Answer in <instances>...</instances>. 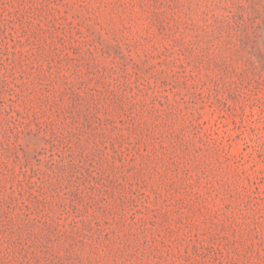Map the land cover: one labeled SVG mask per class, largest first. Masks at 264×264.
Returning a JSON list of instances; mask_svg holds the SVG:
<instances>
[{"label": "rangeland", "instance_id": "rangeland-1", "mask_svg": "<svg viewBox=\"0 0 264 264\" xmlns=\"http://www.w3.org/2000/svg\"><path fill=\"white\" fill-rule=\"evenodd\" d=\"M0 264H264V0H0Z\"/></svg>", "mask_w": 264, "mask_h": 264}]
</instances>
